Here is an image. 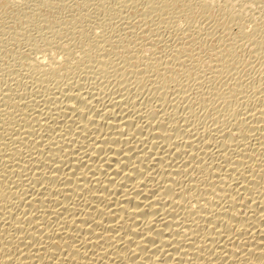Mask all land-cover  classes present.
Instances as JSON below:
<instances>
[{"label": "bare ground", "instance_id": "obj_1", "mask_svg": "<svg viewBox=\"0 0 264 264\" xmlns=\"http://www.w3.org/2000/svg\"><path fill=\"white\" fill-rule=\"evenodd\" d=\"M0 264H264V0H0Z\"/></svg>", "mask_w": 264, "mask_h": 264}, {"label": "rangeland", "instance_id": "obj_2", "mask_svg": "<svg viewBox=\"0 0 264 264\" xmlns=\"http://www.w3.org/2000/svg\"><path fill=\"white\" fill-rule=\"evenodd\" d=\"M37 2H39V1H37ZM72 8L73 9H77V7L75 8V6L74 7H71L70 9L67 8L69 10L68 12H72ZM51 9L52 8L42 10L41 11V15L42 16H45V17H50L51 16V13H52V10ZM52 17H53V15H52Z\"/></svg>", "mask_w": 264, "mask_h": 264}]
</instances>
